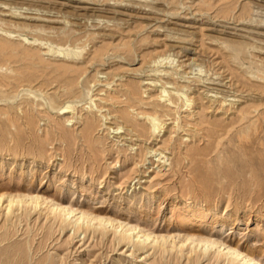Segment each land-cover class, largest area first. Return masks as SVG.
<instances>
[{"label": "rangeland", "instance_id": "374dc122", "mask_svg": "<svg viewBox=\"0 0 264 264\" xmlns=\"http://www.w3.org/2000/svg\"><path fill=\"white\" fill-rule=\"evenodd\" d=\"M19 193L264 264V0H0V196ZM4 204L0 264H228Z\"/></svg>", "mask_w": 264, "mask_h": 264}, {"label": "bare ground", "instance_id": "6f19581e", "mask_svg": "<svg viewBox=\"0 0 264 264\" xmlns=\"http://www.w3.org/2000/svg\"><path fill=\"white\" fill-rule=\"evenodd\" d=\"M74 67H76V66H74ZM66 68H72V65H69V67H66ZM80 68H82V67L80 66ZM77 69L78 68H75V70H77ZM77 71H79V69ZM77 71H75V72H77ZM79 75L81 76V73ZM172 82L174 83L173 78H172ZM79 83H80V81L78 82V79H76V81H74V82L72 80L71 86L78 85ZM66 87H67V85H66ZM164 90H166V89H164ZM164 90L162 92H164ZM68 91H69V89H68ZM76 95H74L75 98L77 97ZM160 97H162V96H160ZM185 98L187 99L186 107L188 109H190V108L194 109L195 105L198 106L199 100H197L195 98H189L188 96H186ZM77 99H78V97H77ZM160 100H161V98H160ZM113 101H116V100H113ZM161 101H164V98ZM71 104H74V103L71 102ZM75 106H76V104H75ZM72 107H71V105H68L66 107V110L69 111L72 109ZM166 107H169V106H166ZM211 108H213V107H209V109H211ZM214 111H218V109H215ZM153 114H156V112L152 113V115ZM152 115L149 112L148 113L144 112V116L152 117ZM242 121L243 120H240V122H242ZM156 122H157L156 120L155 121L153 120V123H155V126L157 128L156 130H160V129L164 128L163 123H160V122L156 123ZM197 122H196V124H197ZM122 128H117V129H113V130H115L116 132H119L120 130H122ZM119 135H121V133ZM10 195L11 196H9V194L8 195L5 194V195L0 196V206L3 207L5 200L8 203L7 207H6L7 211H13V208H16L17 206H20V207L26 206V208H27V206L28 207L32 206L31 208L34 207V209H37V208H40V207L46 205L48 210L50 211V215L54 214V216L56 215V216H58L59 219L62 220V223H63L62 228H68V226H72L71 228L75 229V233L79 234V237H80V234H83L85 232H87V234H89L88 231L91 228H96L97 226H99V227H101L100 229L103 230V232H102L103 234H104V231H105V234H108L109 229H112L115 232V235L117 236L116 240L118 242V245H120V246L121 245L123 246V244H125L126 246H129V248H130V246L135 244L138 247H140V249H142V250H145V249H148L151 247L152 250L155 249V251H156V249H159V251L161 253H168L170 250H172L174 252L175 251L179 252L182 255L185 252H188L189 254H191V256L193 254L195 255L194 259H196V256H197V258H200L202 256H204V257H208V256L210 257L211 256V257H214L213 259L216 258V261L224 258L228 262V264H263L261 261L258 260L259 257L258 258H256V256L254 257L251 253L241 250V248H239L238 246H233L232 244H229L225 241H221L220 239L219 240L214 239L210 235L207 236L208 234L206 236L193 235V234H189V233H184L183 235H181V234H179V235L163 234V233L155 232L149 228H145L143 226L140 227L139 225H135V224H132L130 222L123 221V220H120V219H117L114 217L112 218V217H107V216H101V215H98L92 211H85V210L79 209L77 207L75 208L73 205H70L69 203L65 204L64 202L57 201L58 198H57V200L56 199L54 200L53 198L52 199L43 198L44 196L42 197V195L40 197L39 195H31V194H29V195L28 194L27 195H25V194H20V195L10 194ZM43 208H41V212H42ZM22 209H24V208H22ZM22 209H19V211H21ZM31 210H33V209H30V211H29L30 214L32 212ZM24 211H25V209H24ZM46 211H47V209H46ZM7 213H10V212H7ZM14 213H16V212H14ZM47 214H48V212H47ZM47 214L45 213V215H47ZM202 217H205V216H202ZM51 222L53 223V221H51ZM55 222L57 223V221H55ZM55 224H53L54 225L53 229H55ZM50 229L52 230V225H51ZM91 231H92V229H91ZM96 233H98V232H96ZM74 236L76 237L75 234H74ZM103 237H104V235H103ZM113 240H115V239H113ZM118 245H117V247H118ZM137 249L138 248H136V250ZM23 251L24 250L22 249L21 252H23ZM155 251H154V253H155ZM156 252L158 253V250ZM177 257H178V255H177ZM162 258H163V256H162ZM201 259L203 260V258H201ZM213 259H212V261H213ZM188 261H189V259H188ZM192 261H194V260H192ZM195 263H198V262L195 261Z\"/></svg>", "mask_w": 264, "mask_h": 264}]
</instances>
